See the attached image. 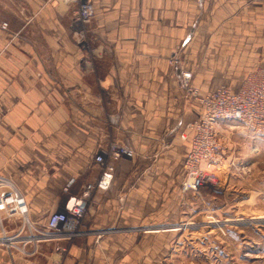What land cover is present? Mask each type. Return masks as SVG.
Returning a JSON list of instances; mask_svg holds the SVG:
<instances>
[{"label": "crops", "instance_id": "0c3cea01", "mask_svg": "<svg viewBox=\"0 0 264 264\" xmlns=\"http://www.w3.org/2000/svg\"><path fill=\"white\" fill-rule=\"evenodd\" d=\"M88 2L92 16L81 22L83 2L0 0V195L17 190L44 230L99 178L102 144H125L134 157L95 194L67 255L56 252L65 243L16 238L22 219L3 217L0 264H149L151 241L162 237L151 233L175 230L193 209L182 189L190 140L181 136L201 106L186 96L179 69L202 95L236 92L264 70V0ZM229 126V152L263 146Z\"/></svg>", "mask_w": 264, "mask_h": 264}, {"label": "built area", "instance_id": "2783aa9c", "mask_svg": "<svg viewBox=\"0 0 264 264\" xmlns=\"http://www.w3.org/2000/svg\"><path fill=\"white\" fill-rule=\"evenodd\" d=\"M64 2H83L80 6L78 20L87 22L92 16V6L88 0H62ZM8 29V24L1 26ZM174 60L171 61L173 63ZM181 86L187 90L201 106L198 118L188 126V133L181 136L190 140V149L184 162L185 175L182 189L185 192H197L205 185H215L217 175L211 171L220 165L222 144L218 130L222 124L242 126L255 138L264 141V70H257L248 75L238 91L221 87L216 91L202 95L192 87V73L179 69ZM119 116L111 115L108 120L112 126L119 124ZM134 151L117 141L102 144L94 158L100 169V176L95 183L84 185L78 196H71L60 211L50 215L44 230L37 229L29 219L28 204L25 198L15 189L0 195V222L3 217L22 219L16 238L29 232L35 243L62 242L65 245L56 247V252L68 253V243L77 234V227L89 213L95 194L110 188L117 163L123 158H133ZM219 181V180H218ZM75 179H71L64 188L69 192Z\"/></svg>", "mask_w": 264, "mask_h": 264}, {"label": "rangeland", "instance_id": "374dc122", "mask_svg": "<svg viewBox=\"0 0 264 264\" xmlns=\"http://www.w3.org/2000/svg\"><path fill=\"white\" fill-rule=\"evenodd\" d=\"M229 125L243 128L235 124H222L223 130L219 127L220 165L211 169L217 183L197 192L183 191L193 209L182 213L175 230L151 233L162 237L151 241L149 264H264V144L245 154L229 152L224 136L232 128ZM237 156H243V161H228Z\"/></svg>", "mask_w": 264, "mask_h": 264}]
</instances>
